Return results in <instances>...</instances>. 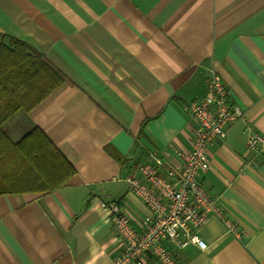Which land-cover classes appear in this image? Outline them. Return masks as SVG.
I'll list each match as a JSON object with an SVG mask.
<instances>
[{"label": "crops", "instance_id": "obj_1", "mask_svg": "<svg viewBox=\"0 0 264 264\" xmlns=\"http://www.w3.org/2000/svg\"><path fill=\"white\" fill-rule=\"evenodd\" d=\"M3 36L63 77L6 133L17 142L40 128L77 174L52 193L0 195V264H112L121 241L104 204L150 215L128 177L152 153L181 163L174 149H192L194 127L185 106L213 72L243 112L201 177L223 218L202 229L206 250H172L180 264H264V154L247 147L264 136V0H0Z\"/></svg>", "mask_w": 264, "mask_h": 264}, {"label": "built area", "instance_id": "obj_2", "mask_svg": "<svg viewBox=\"0 0 264 264\" xmlns=\"http://www.w3.org/2000/svg\"><path fill=\"white\" fill-rule=\"evenodd\" d=\"M185 111L194 127L192 149H174L181 163L171 164L152 153L145 162L135 164L128 177L131 192L150 215L139 220L119 203L104 204L121 241L120 254L112 264H150L152 259L157 264H180L172 249L193 245L206 250L202 229L210 217L223 218L221 206L204 187L201 177L211 168L210 144L225 140L230 125L243 112L232 104L229 88L216 72L208 78V94L187 104ZM247 147L264 154V136L253 134ZM225 224L229 233L238 236L229 220Z\"/></svg>", "mask_w": 264, "mask_h": 264}, {"label": "trees", "instance_id": "obj_3", "mask_svg": "<svg viewBox=\"0 0 264 264\" xmlns=\"http://www.w3.org/2000/svg\"><path fill=\"white\" fill-rule=\"evenodd\" d=\"M62 82L37 50L15 38L0 37V195L52 193L77 174L40 128L34 127L17 142L5 131L13 116L30 113Z\"/></svg>", "mask_w": 264, "mask_h": 264}]
</instances>
